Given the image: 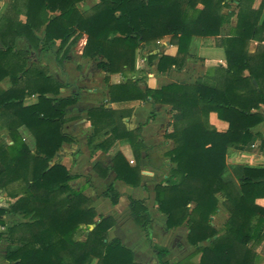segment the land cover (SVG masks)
<instances>
[{
    "label": "trees",
    "instance_id": "obj_1",
    "mask_svg": "<svg viewBox=\"0 0 264 264\" xmlns=\"http://www.w3.org/2000/svg\"><path fill=\"white\" fill-rule=\"evenodd\" d=\"M83 1L11 0L0 18V81L9 77L11 82L10 88H0L2 127L10 140L8 144L0 142V193L7 196L6 206H0V227L5 226L6 214L24 218L12 222L5 232L0 230V243H7L4 260L7 264H90L93 259L95 264H140L119 239H107L113 218L100 216L96 220L91 199L68 184L78 175L52 160L63 143L75 142L62 131V125L66 107L75 103L78 95L58 96L64 84L40 62L28 64V52L16 45L23 39L34 51L56 47V62L64 69L71 47L85 35L82 54L99 59L97 66L106 73L110 102L149 100L169 104L175 111L172 130L165 134L173 141L167 155L174 166L154 187L157 209L166 215V226L187 227L188 242L200 253V264H255V247L264 240V206L256 203L257 198H264V161L262 166L244 165L239 186L225 180L223 171L228 149L244 150L256 138L264 156V134L250 130L263 119L257 110L264 105V46L249 52V42L264 26V0L257 10L252 9L254 0H98L81 12L77 4ZM229 1H237L236 13L228 10ZM234 14L235 27L221 35L222 25ZM164 36L170 37L177 53L148 55V63L158 58L159 72L184 65L193 36L217 38L225 61L214 68L215 83L196 80L141 88L133 77L110 83L112 73L124 77L133 73L140 49ZM31 96L36 101L26 104ZM210 112L228 123L226 131L219 132L209 123ZM125 114L122 109L100 105L89 109L88 119L98 134L100 119L115 116L121 120ZM153 116L152 110L150 118ZM140 126L128 130L115 124L110 128L112 135L96 147L108 149L114 140L127 139L138 159L146 147ZM20 127L33 136V149ZM122 160L121 153L113 157L116 176L137 185L139 168L124 169ZM13 183L18 186L10 189ZM218 193L229 212L223 233L211 224L218 209ZM102 195L113 204L120 197L112 185ZM129 208L149 239L150 217L143 201L129 198ZM152 250L160 264H183L169 262L165 247L153 245Z\"/></svg>",
    "mask_w": 264,
    "mask_h": 264
},
{
    "label": "crops",
    "instance_id": "obj_2",
    "mask_svg": "<svg viewBox=\"0 0 264 264\" xmlns=\"http://www.w3.org/2000/svg\"><path fill=\"white\" fill-rule=\"evenodd\" d=\"M261 0H254L252 9L258 8ZM81 3V2H80ZM7 5V0H0V17ZM237 1H229L230 8L237 12ZM79 9V8H78ZM84 12V11H81ZM263 15V14H262ZM237 22L236 14L230 21L221 27V35H228L231 28ZM208 39V40H206ZM86 36L71 47L70 59L62 69L56 62L54 49L45 52L34 51L23 39L17 40V48L31 53L29 58H36L48 68V73L56 80L63 83L59 95L62 97L78 95L75 103L68 105L64 112L65 122L62 131L74 138L75 142L62 144L52 159L69 169L71 174L78 175L68 181V184L91 199V206L96 212V220L100 216L111 217L113 225L107 231V239L117 238L133 253V260L140 264H160L157 255L152 250L153 245L165 247L168 250L167 259L169 262H182L183 264H200V253L195 252V246L187 239L188 229L185 225L168 228L166 226V215L157 209L154 187L162 182L174 166L170 161L167 152L173 147V141L165 137V134L172 130L171 105L152 103V101H122L110 102L107 84L104 82L106 73L97 66L99 59L86 57L82 54ZM1 45V43H0ZM264 46V26L258 30V34L249 42V52H254L257 47ZM168 54L175 56L176 45L170 43V37H163L158 44H150L140 49L136 57V69L128 77L120 73L109 75L110 83H120L133 77L139 80V85L150 88H159L172 82L194 83L201 80L203 83L213 85L215 83L214 68L223 66L225 61L224 49L217 44V38L193 36L188 46V55L184 65L180 68L172 67L164 72L157 69V59L148 63L149 54ZM2 89L11 87L9 77L0 81ZM52 96V95H49ZM36 101L35 96L26 98L25 103L31 104ZM104 105L111 109L124 110L125 116L119 120L115 117L108 120L100 119L97 123L98 134H94V127L88 119V111L91 108ZM154 116L150 118L151 111ZM263 115L262 121L250 128L253 133L264 134V105L261 104L257 110ZM129 113V114H128ZM209 123L219 132L228 128V123L219 119L215 112L208 115ZM115 124L123 125L131 130L140 126L142 142L146 146L140 152V157H134L132 148L127 139L114 140L108 149L96 147L97 144L112 135L110 130ZM109 131L110 133H105ZM8 138V137H7ZM9 139V138H8ZM34 144V139L31 135ZM31 148V147H30ZM34 148V145H33ZM121 153L124 160L121 167L137 166L139 168V182L132 185L119 179L112 169L113 157ZM264 161L263 149L260 139L256 138L252 145L244 150L229 148L226 154V167L223 171V178L233 185L239 186L241 168L247 166H262ZM96 164H98L96 166ZM112 185L120 194L118 201L113 204L111 200L102 193ZM129 198L142 200L150 217L148 224V237L131 216ZM218 209L211 217V224L223 233L224 225L229 217L228 210L223 206L224 197L217 194ZM256 203L264 206V198H257ZM6 231L12 224L10 222H21L24 218L20 214H6L3 216ZM92 228V225L90 226ZM85 238V234L81 239ZM201 242L200 245H205ZM7 243L1 244L0 258L4 259ZM257 260L255 264H264V240L256 245ZM2 261V260H1ZM7 264V262L5 261ZM0 262V264H5ZM93 259L90 264H95Z\"/></svg>",
    "mask_w": 264,
    "mask_h": 264
},
{
    "label": "rangeland",
    "instance_id": "obj_3",
    "mask_svg": "<svg viewBox=\"0 0 264 264\" xmlns=\"http://www.w3.org/2000/svg\"><path fill=\"white\" fill-rule=\"evenodd\" d=\"M11 0H7V5H6V7H5V9H7V7H8V4H9V2H10ZM96 2H98V0H85V1H83V2H81V3H78L77 4V8H79L78 10L79 11H87L90 7H92ZM5 9H4V11H5ZM224 10H227V9H224ZM4 11H3V13H4ZM3 13L1 14V16L3 15ZM1 18V17H0ZM165 37V36H164ZM203 38H208V37H203ZM162 39V38H161ZM161 39H159L158 40V42L161 40ZM206 40H208V39H206ZM158 42H156V43H153V44H158ZM150 45V44H149ZM148 46V45H147ZM0 47H1V45H0ZM28 54H29V57L31 56V53H29L28 52ZM98 60V59H97ZM32 62H40L38 59H36V58H29V63H32ZM28 63V64H29ZM42 65H44L42 62H40ZM45 66V65H44ZM47 67V66H46ZM47 70H48V68H47ZM0 88H2V87H0ZM3 118H2V116H0V142H3L4 144H8V143H10V140L7 138V136L5 137V133H6V129L4 128V127H2V125H3ZM19 131H20V133H21V135H22V137L24 138V140L26 141V143H27V145L29 146V147H31V149H33V142H32V140H31V134H30V132L26 129V128H24V127H20L19 128ZM33 137V136H32ZM34 139V138H33ZM17 186H18V184L17 183H13V184H11L10 185V189H12V188H17ZM7 199V196H6V193L5 192H1L0 193V206H6V200ZM14 200V199H13ZM10 223H12V222H10ZM0 229H2V227H0ZM3 243V241L0 243V250L2 249L1 248V244ZM0 254H1V252H0ZM2 260V261H1ZM0 262H3V263H5V260L4 259H2V258H0ZM6 264V263H5Z\"/></svg>",
    "mask_w": 264,
    "mask_h": 264
},
{
    "label": "water",
    "instance_id": "obj_4",
    "mask_svg": "<svg viewBox=\"0 0 264 264\" xmlns=\"http://www.w3.org/2000/svg\"><path fill=\"white\" fill-rule=\"evenodd\" d=\"M30 64V63H29ZM254 83H255V81H254ZM92 227H93V225H92Z\"/></svg>",
    "mask_w": 264,
    "mask_h": 264
}]
</instances>
